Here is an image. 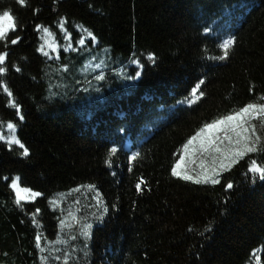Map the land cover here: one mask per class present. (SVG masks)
Here are the masks:
<instances>
[{"label": "trees", "instance_id": "trees-1", "mask_svg": "<svg viewBox=\"0 0 264 264\" xmlns=\"http://www.w3.org/2000/svg\"><path fill=\"white\" fill-rule=\"evenodd\" d=\"M5 11L0 264H264V180L250 172L264 167V116L249 121L257 152L172 171L205 125L264 104V0H0ZM209 169L219 183L183 178Z\"/></svg>", "mask_w": 264, "mask_h": 264}, {"label": "snow or ice", "instance_id": "snow-or-ice-1", "mask_svg": "<svg viewBox=\"0 0 264 264\" xmlns=\"http://www.w3.org/2000/svg\"><path fill=\"white\" fill-rule=\"evenodd\" d=\"M19 2L23 4L25 0H19ZM13 27L14 17L10 12L5 11L3 15H0V37H4L6 32ZM16 42V40L12 41V43ZM231 43L232 40L229 39L221 45V47L225 49V53L223 57H220V59L227 57L228 53L226 49ZM4 60L5 55H0V63H3ZM3 71L4 69L0 68V72ZM136 76H139V73H136ZM131 78L135 79L136 77ZM200 83H203V81ZM197 87L192 89L193 95H195ZM201 95H203V93H201ZM258 115L264 116V104L250 103L234 114L227 115L223 119H218L211 124L205 125V127L202 128L196 136H193L183 146L184 155L181 156L175 167L172 169L173 175L180 176L182 174L181 169L183 168L190 151L193 154L198 151L208 155H212L213 152L217 154H223V160L219 164V168H228L231 164L239 162V159L246 156L248 153L257 152L258 149L256 147L250 146V144L253 142L252 132L255 131V126L250 125L249 121ZM21 119H23V117H21ZM8 127L14 128L15 125L9 124ZM220 133H223L224 135L221 137ZM257 139H259V137H257ZM225 141H227V145L224 144ZM14 142L20 143L19 140H15ZM21 147H23V145H21ZM112 151H115V149H112ZM25 154H27V149H25ZM129 159H132V157H129ZM216 159H219V157H216ZM105 162L108 163V161ZM250 172L253 174H258L259 179L264 180V167L257 165L255 161L252 162ZM218 174V169H209L206 172H201L199 177L184 174L183 178L185 180H194L197 184H207L209 181H211L213 184H216L219 183V180L214 177H216ZM12 187L17 188V185L13 184ZM136 187L139 189L140 183H137ZM232 187L233 185L231 183L227 184L228 189H231ZM23 191L30 192V189H23ZM20 192L21 190L17 188L18 202L19 200L24 199V197L20 195ZM35 195L39 196L40 193H35ZM84 227L90 228L91 225H84ZM65 264H67V258L65 259Z\"/></svg>", "mask_w": 264, "mask_h": 264}, {"label": "rangeland", "instance_id": "rangeland-1", "mask_svg": "<svg viewBox=\"0 0 264 264\" xmlns=\"http://www.w3.org/2000/svg\"><path fill=\"white\" fill-rule=\"evenodd\" d=\"M10 29H11V28H10ZM10 29L6 32L5 36H6L7 33L10 31ZM5 36H4V37H5ZM4 37H0V39H2V38H4ZM4 132L6 133V137L4 138V135L2 136L3 141L11 142V141H12L13 130H12L11 128H8V129L5 130ZM12 144H14V143H12ZM190 152H191V151H190ZM201 153H203V152H199V151L196 152L195 154H198V155H195V154H188V157L186 158V162H185L184 166L187 167L188 165H191L192 162H193L196 158H198V157H200V156L203 155V154H201ZM183 154H184V153H183ZM13 184H16V185H17V188L21 190L20 195H22V196L24 197V199L19 200V202H24V201L28 198L27 192H24L23 189H21V188L19 187L18 180H15V182H14ZM13 184H12V185H13ZM12 188H13V187H12ZM17 188H13V190H14V192H15V194H16V197H17ZM36 198H37V197H36ZM17 200H18V197H17Z\"/></svg>", "mask_w": 264, "mask_h": 264}, {"label": "bare ground", "instance_id": "bare-ground-1", "mask_svg": "<svg viewBox=\"0 0 264 264\" xmlns=\"http://www.w3.org/2000/svg\"><path fill=\"white\" fill-rule=\"evenodd\" d=\"M132 140H133V137L130 138V141H132ZM132 142H133V141H132Z\"/></svg>", "mask_w": 264, "mask_h": 264}]
</instances>
